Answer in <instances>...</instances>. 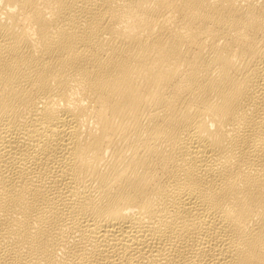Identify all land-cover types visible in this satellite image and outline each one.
<instances>
[{
	"label": "bare ground",
	"instance_id": "1",
	"mask_svg": "<svg viewBox=\"0 0 264 264\" xmlns=\"http://www.w3.org/2000/svg\"><path fill=\"white\" fill-rule=\"evenodd\" d=\"M0 264H264V0H0Z\"/></svg>",
	"mask_w": 264,
	"mask_h": 264
}]
</instances>
